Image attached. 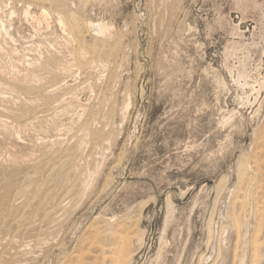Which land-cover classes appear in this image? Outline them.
<instances>
[{
	"label": "rangeland",
	"instance_id": "rangeland-1",
	"mask_svg": "<svg viewBox=\"0 0 264 264\" xmlns=\"http://www.w3.org/2000/svg\"><path fill=\"white\" fill-rule=\"evenodd\" d=\"M0 65V264H264V0H0Z\"/></svg>",
	"mask_w": 264,
	"mask_h": 264
},
{
	"label": "bare ground",
	"instance_id": "bare-ground-1",
	"mask_svg": "<svg viewBox=\"0 0 264 264\" xmlns=\"http://www.w3.org/2000/svg\"><path fill=\"white\" fill-rule=\"evenodd\" d=\"M241 9H244V10H246V9H248L250 6L248 5V4H246V3H242V2H240V3H238L237 4ZM27 14V13H26ZM28 15V14H27ZM47 15H48V12L46 11V10H43L42 11V14H41V16L39 17V18H37V21L40 23L41 21H45L46 22V17H47ZM49 16V15H48ZM66 16V15H65ZM71 17V16H70ZM60 18V17H59ZM63 18H64V15H63ZM72 18V17H71ZM70 18V19H71ZM69 19V20H70ZM63 20L62 19H60V22H62ZM71 21V20H70ZM61 24H63V23H61ZM65 26V25H64ZM86 27H88V26H86ZM92 27H94L95 28V31H97L98 32V34L100 35V34H103V33H105L106 31H107V29H108V27H107V25H105V24H102V23H97L95 26H90V28H92ZM93 29V28H92ZM87 30H88V28H87ZM105 35V34H104ZM101 37V36H100ZM98 37L96 36V39H97ZM101 39V38H100ZM105 39H106V37H105ZM102 40V39H101ZM108 40H110V38L108 39ZM108 40H106V41H108ZM100 41V40H99ZM106 41H104V42H106ZM111 41V40H110ZM109 41V42H110ZM113 42V41H112ZM81 51H83V50H81ZM79 54V53H78ZM83 54V53H82ZM87 54V53H86ZM50 56V55H49ZM85 55L83 54V57H84ZM48 57V56H47ZM77 58H79L78 56H76ZM75 57V58H76ZM61 58V57H60ZM102 58V57H101ZM100 58V56H99V60L101 59ZM82 59H80V61H81ZM65 61V60H64ZM101 61H102V59H101ZM101 61H100V63H101ZM104 61V60H103ZM73 63V62H72ZM31 64V63H30ZM27 65V64H26ZM71 65V64H70ZM101 65V64H100ZM0 66H2V65H0ZM44 66H45V64H44ZM67 67V66H66ZM60 68V67H59ZM62 68H63V66H62ZM67 69V68H66ZM65 70V69H64ZM26 71V70H25ZM28 71V70H27ZM58 71V70H57ZM65 72H66V70H65ZM16 73H18V72H16ZM62 73H64L63 71H62ZM38 74V73H37ZM39 74H41V73H39ZM6 75H7V73H6ZM24 77H25V75H24ZM59 77V76H58ZM33 78V77H32ZM34 78H36L37 79V77H34ZM41 78H43V77H41ZM55 78V77H54ZM54 78H52V80H54ZM0 79H2V78H0ZM21 78H19V80H20ZM23 79V78H22ZM29 79V78H28ZM36 79H34V80H36ZM56 79V78H55ZM61 79V78H60ZM63 79V78H62ZM67 79V78H66ZM4 80V82H5V79H3ZM13 80V79H12ZM11 80V81H12ZM1 81V80H0ZM18 81V80H17ZM22 81V80H21ZM44 81V80H43ZM63 81H64V79H63ZM2 82V81H1ZM36 82H37V80H36ZM51 82V81H50ZM54 82H56V81H54ZM60 82V81H59ZM18 83V82H17ZM31 83H33V82H31ZM4 84H6V83H4ZM16 84V83H15ZM21 84V83H20ZM28 84H30V83H28ZM1 85H3V84H1ZM9 86V84H6V86ZM13 85V84H12ZM22 85V84H21ZM23 85H26V84H23ZM31 85V84H30ZM36 84H34V86H35ZM47 85V84H46ZM36 86H38V85H36ZM10 87H11V85H10ZM12 87H14V86H12ZM46 87V86H45ZM57 87H60V86H58L57 85ZM1 88V87H0ZM25 88V87H24ZM9 89V88H8ZM10 89H12V88H10ZM38 89V88H37ZM53 89H55V87L53 88ZM12 90H14V89H12ZM28 90V89H27ZM26 90V91H27ZM16 91H18V90H16ZM30 91H31V89H30ZM50 91V90H49ZM48 91V92H49ZM52 91V90H51ZM6 92V91H5ZM21 92V91H20ZM24 92V91H23ZM13 93V92H12ZM3 95H4V93H3ZM49 95V94H48ZM22 97V96H21ZM5 98V97H4ZM33 104V103H32ZM6 105V104H5ZM10 105V104H9ZM20 107V106H19ZM1 109V108H0ZM4 110V109H3ZM21 110V109H20ZM48 111V110H47ZM12 112V111H11ZM44 112H46V111H44ZM17 113H18V111H17ZM34 114V113H33ZM7 117V116H6ZM30 117V116H29ZM38 117V116H37ZM47 117V116H46ZM51 119V118H50ZM38 121V120H37ZM31 122V121H30ZM90 123V122H89ZM45 124V123H44ZM13 127V126H12ZM11 127V128H12ZM47 127V126H46ZM7 129V128H6ZM44 130V129H43ZM88 130V129H87ZM87 133V132H86ZM98 133V132H97ZM99 135V134H98ZM102 135V134H101ZM89 139V138H88ZM77 141H78V139H77ZM83 141V140H82ZM81 141V142H82ZM81 144H79L78 146H80ZM80 148H81V146H80ZM75 149V148H74ZM74 149H72V152L71 153H75V152H73V150ZM79 149V148H78ZM78 152V151H77ZM70 153V154H71ZM79 153V152H78ZM82 153V152H81ZM79 155V154H78ZM73 156V155H72ZM67 157V156H66ZM77 157H80V156H77ZM73 158V157H72ZM2 159V158H1ZM70 159V158H69ZM79 159V158H78ZM68 160V159H67ZM15 161V160H14ZM70 161V160H69ZM74 161H75V159H74ZM72 162V161H71ZM73 163V162H72ZM74 164V163H73ZM13 165V164H12ZM82 165V164H81ZM1 167V166H0ZM23 167H25V166H23ZM89 167V166H88ZM9 168H11V167H9ZM79 168V167H78ZM3 169H4V167H3ZM65 169V168H64ZM2 170V169H1ZM8 170V169H7ZM25 170V169H24ZM85 170V169H84ZM84 170H83V172H84ZM95 170V169H94ZM3 172H4V170H3ZM82 172V171H81ZM89 172V171H88ZM77 173H79V172H77ZM92 173V172H91ZM80 174V173H79ZM81 174H83V173H81ZM90 174V173H89ZM75 175V174H74ZM84 175H88V174H85L84 173ZM94 175V174H93ZM76 177H77V175H75ZM89 176V175H88ZM30 177H32V176H30ZM79 177V176H78ZM90 177V176H89ZM89 177H87L88 179H90V181H91V177L89 178ZM26 178H27V176H26ZM33 178V177H32ZM80 178H82V177H80ZM28 179V178H27ZM26 179V180H27ZM83 179V178H82ZM82 179H80V180H77V181H80V183L82 184V185H84L85 184V182H86V180H85V178H84V183H82L83 182V180ZM32 180H34V179H32ZM31 180V181H32ZM81 180H82V182H81ZM12 181V180H11ZM28 181H30L29 179H28ZM87 181H89V180H87ZM7 182H8V180H7ZM11 183V182H10ZM36 183V182H35ZM26 184V183H25ZM30 184V182L29 183H27V185H29ZM34 184V183H33ZM22 185V184H21ZM89 185V184H88ZM35 186H37V184H35ZM86 186H87V184H86ZM26 187V186H25ZM59 187V186H58ZM82 187V186H81ZM80 187V188H81ZM88 187V186H87ZM28 188V187H27ZM30 188V187H29ZM28 188V189H29ZM36 188V187H35ZM68 188V187H67ZM37 189V188H36ZM83 189H84V186H83ZM27 190V189H26ZM33 191V190H32ZM36 191V190H35ZM84 191V190H83ZM82 191V192H83ZM2 192V191H1ZM81 192V193H82ZM36 193V192H35ZM80 193V194H81ZM84 193V192H83ZM82 193V195H84ZM79 194V195H80ZM5 196V195H4ZM3 198H5V197H3ZM1 199V198H0ZM7 200V199H6ZM13 200V199H12ZM2 202V201H1ZM12 203V202H11ZM2 204V203H1ZM5 204V203H4ZM4 204H3V206H4ZM5 205H7V204H5ZM32 211V210H31ZM65 211V210H64ZM59 216V215H58ZM4 219V218H3ZM5 222V221H4ZM10 240V239H9ZM6 242V241H5Z\"/></svg>",
	"mask_w": 264,
	"mask_h": 264
}]
</instances>
